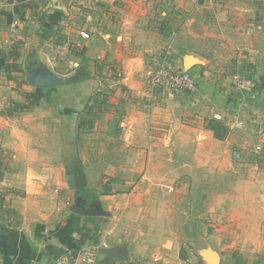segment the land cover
<instances>
[{"label":"crops","instance_id":"0c3cea01","mask_svg":"<svg viewBox=\"0 0 264 264\" xmlns=\"http://www.w3.org/2000/svg\"><path fill=\"white\" fill-rule=\"evenodd\" d=\"M15 43L22 58L11 74L0 58L3 264H57L88 244L106 245L99 264H208L206 248L220 264H264V154L255 152L264 142V0H0V49ZM73 46L96 77L88 104L109 99L105 123L87 132L76 108L59 106L60 87L27 82L29 65L61 75L66 60L79 67ZM166 55L197 89L158 91L146 107L150 73ZM237 75L256 82L253 94L234 87ZM34 92L37 106L20 112ZM213 119L241 125L219 140ZM162 144L184 149L160 153ZM227 177L236 180L225 190ZM83 203L103 214L77 213Z\"/></svg>","mask_w":264,"mask_h":264},{"label":"built area","instance_id":"2783aa9c","mask_svg":"<svg viewBox=\"0 0 264 264\" xmlns=\"http://www.w3.org/2000/svg\"><path fill=\"white\" fill-rule=\"evenodd\" d=\"M81 35L84 38H89L90 35L86 32H82ZM234 87L243 93L253 94L256 90V82L250 78L235 76ZM197 89L196 79L186 70H176L170 55L164 56L157 64L155 69L150 73L147 81L146 90L144 92L147 105H149V99L154 103L156 100V94L161 90H168L172 93L176 92H194ZM217 120H224L220 115H216ZM241 123H228L226 128L229 131L240 127ZM261 133L264 138V125H261ZM257 154H264V142L257 145L255 148ZM235 158H240L239 153L234 154ZM106 245H94L88 244L78 250L73 255H63L57 264H99V257L101 250ZM0 264H3V256L0 252ZM139 264V263H133Z\"/></svg>","mask_w":264,"mask_h":264},{"label":"rangeland","instance_id":"374dc122","mask_svg":"<svg viewBox=\"0 0 264 264\" xmlns=\"http://www.w3.org/2000/svg\"><path fill=\"white\" fill-rule=\"evenodd\" d=\"M51 54L53 55L52 52H51ZM58 55H60V56H58L59 59L61 56L63 59L65 58V54H58ZM63 64L68 65V66L70 65L71 67L69 68V72L64 73L66 75H61V74H59V75H61L64 78L70 79V81L66 82V83L57 84L53 87H50L49 89L56 90L57 87H60L59 89H62L60 91H64V94L66 95V97L59 99V100H62L61 102L58 101L59 106L60 107L62 106L65 109L76 108L77 113H79V116L84 117V116H86L85 106L89 103L90 99L95 97V95H96V94H94L95 90L92 86L94 83V81H92V80L95 79L96 77L94 75H92V72L87 71L88 63L82 62V64H80L79 67H77L76 69H74L72 67L73 64L69 63L67 60L64 61ZM30 67H32V66L29 65L27 67L29 69L28 73L32 72L30 70H33V67L31 69H30ZM50 72H52V71H50ZM117 78H118V76H117ZM33 87H34V85H33ZM57 92H55V93H57ZM106 93H107L108 97L112 96L109 94L110 90H107V89H102L99 94H105L106 95ZM143 100H147V98H144ZM108 101H109V99H108ZM108 101L106 103H108ZM106 103L103 105V108H102L100 114L96 117L95 122H94V126H95V123H97V122L105 123V117H106L105 112L110 110V106L106 105ZM152 105H153V102L149 99V105L147 107H150ZM66 115L67 114H65V116ZM101 123H99V124H101ZM162 145L166 149L162 148V146H161L159 149L160 153L180 154L179 147H180V149H184V146H179V145H172L171 147L169 146V144H166V145L162 144ZM241 159H242V157H241ZM240 163H243V162H240ZM248 168H249L248 166L242 165L241 166L242 173H245L248 170ZM235 180L236 179L234 177H227L226 179H224V186H225L224 189L227 190L226 188L232 186V184L234 183ZM191 185H192V187H194V195L193 196L195 199L193 200V204L197 203V205H199V203H200L199 200H197V202H196V196L198 195L197 194L198 190L196 188L198 186H201L200 178H196V179L194 178V181H193V183H191ZM209 185L215 186V183L210 182Z\"/></svg>","mask_w":264,"mask_h":264},{"label":"trees","instance_id":"16d2710c","mask_svg":"<svg viewBox=\"0 0 264 264\" xmlns=\"http://www.w3.org/2000/svg\"><path fill=\"white\" fill-rule=\"evenodd\" d=\"M81 50V51H80ZM78 49L77 47L73 46V48L71 49V52L73 55L77 56V57H81L82 58V62L84 63H89L88 58L85 56L86 50L85 49ZM6 52H8V55L6 54ZM0 58H2L3 60V64H4V70L5 72L9 75L12 72V64H18L19 61L22 58V54L20 51V44L19 43H15L12 45L11 49L9 51H4L2 49H0ZM98 62H95V65H97ZM88 74V73H87ZM95 74L96 75H100V70H95ZM26 82L24 80H22V84H25ZM40 89H49V88H40ZM37 93L34 92L32 94H27L26 95V102H24L21 105L20 108V112H24L26 109H32L34 107L37 106ZM105 104V99L103 98H97L94 99L91 104H87L85 106V114L86 116L81 117L80 120L78 121L77 124V130L78 132H87V131H91L94 128V122L95 119L98 115V112H100L103 108V105ZM209 130L213 131L215 138L219 139V140H223L226 137L227 134V130L224 126V124L220 121L217 120H212L210 121L209 125H208ZM88 194V192L90 193V191H82V193H86ZM85 196V195H84ZM184 258V257H183Z\"/></svg>","mask_w":264,"mask_h":264},{"label":"water","instance_id":"95a60500","mask_svg":"<svg viewBox=\"0 0 264 264\" xmlns=\"http://www.w3.org/2000/svg\"><path fill=\"white\" fill-rule=\"evenodd\" d=\"M188 63L190 64V61H188ZM69 81H70V79L64 78L57 73L50 72L49 70H47L45 68H39L36 70H32V73H30L27 77V82L29 84L34 85V86L39 87V88H50V87H53L57 84L66 83ZM81 208H82V211L78 210V209H75V211L77 213H85V214H89V215H101V214H103V212L100 211V209L98 207H96L95 209L94 208L91 209V207H85L84 203L81 206ZM102 252H103V250H102ZM104 252L109 253V251H104ZM212 252L215 253L216 258L218 259L217 263H214L210 257V253H212ZM201 255L208 264H220L219 254L211 248L204 249L201 252Z\"/></svg>","mask_w":264,"mask_h":264},{"label":"bare ground","instance_id":"6f19581e","mask_svg":"<svg viewBox=\"0 0 264 264\" xmlns=\"http://www.w3.org/2000/svg\"><path fill=\"white\" fill-rule=\"evenodd\" d=\"M215 262H216V259H215Z\"/></svg>","mask_w":264,"mask_h":264}]
</instances>
